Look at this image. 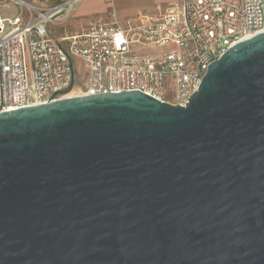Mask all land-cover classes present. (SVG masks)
<instances>
[{
  "label": "water",
  "instance_id": "water-1",
  "mask_svg": "<svg viewBox=\"0 0 264 264\" xmlns=\"http://www.w3.org/2000/svg\"><path fill=\"white\" fill-rule=\"evenodd\" d=\"M0 264H264V32L186 106L132 91L0 113Z\"/></svg>",
  "mask_w": 264,
  "mask_h": 264
},
{
  "label": "built area",
  "instance_id": "built-area-1",
  "mask_svg": "<svg viewBox=\"0 0 264 264\" xmlns=\"http://www.w3.org/2000/svg\"><path fill=\"white\" fill-rule=\"evenodd\" d=\"M84 0H0V113L76 96L140 91L161 102L186 106L208 66L239 42L264 32V0H177L139 22L93 21L81 32L66 25ZM14 4L20 13L3 17ZM175 48L145 55L149 48ZM83 59L86 90L66 92ZM168 76L176 80L166 99Z\"/></svg>",
  "mask_w": 264,
  "mask_h": 264
},
{
  "label": "rangeland",
  "instance_id": "rangeland-1",
  "mask_svg": "<svg viewBox=\"0 0 264 264\" xmlns=\"http://www.w3.org/2000/svg\"><path fill=\"white\" fill-rule=\"evenodd\" d=\"M30 3H37L38 0H27ZM171 0H127L126 6L121 10V13L118 14L119 20L125 22L128 18L135 19L134 17H138L142 14H159L168 7ZM163 6V9L160 10V7ZM10 9V10H9ZM3 8L2 13L3 17H13L17 14L18 10L16 7L11 8ZM110 18V17H109ZM73 19V17L71 18ZM64 31L75 33L81 32L83 29H75L69 27L65 28ZM175 48H149L141 52V54L147 55H157L163 54ZM74 66H75V85L73 88V93H82L86 90V82L88 78V74L85 70V65L83 59L77 58L74 59ZM166 99L169 102H174L176 97V80L173 76H168L165 80V87H164Z\"/></svg>",
  "mask_w": 264,
  "mask_h": 264
},
{
  "label": "crops",
  "instance_id": "crops-1",
  "mask_svg": "<svg viewBox=\"0 0 264 264\" xmlns=\"http://www.w3.org/2000/svg\"><path fill=\"white\" fill-rule=\"evenodd\" d=\"M173 1H177V0H171V2ZM126 2L127 0H84L80 4V6L77 8L73 16V19H70L66 25H62L59 27L56 26L54 27V29L56 33L63 31L66 27L67 28L69 27V29L75 28L78 30L79 29L86 30L89 24L93 21H108L110 14L113 10L116 11L118 14H120L121 10L126 6ZM12 6L16 7L14 4H9L5 6V8L9 9ZM3 8L4 7H2V9ZM16 9L18 10L17 7ZM162 9H163V6L160 7V10ZM19 13H20V10H18L16 15H18ZM140 16L134 17L135 19H132V18H128V19H132L135 22H139Z\"/></svg>",
  "mask_w": 264,
  "mask_h": 264
}]
</instances>
